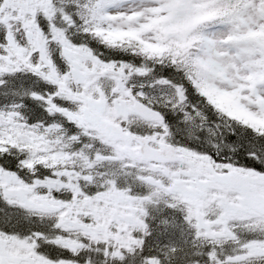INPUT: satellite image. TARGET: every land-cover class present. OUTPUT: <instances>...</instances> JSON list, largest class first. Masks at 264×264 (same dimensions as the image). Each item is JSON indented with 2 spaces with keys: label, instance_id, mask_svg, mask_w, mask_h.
Returning a JSON list of instances; mask_svg holds the SVG:
<instances>
[{
  "label": "snow or ice",
  "instance_id": "snow-or-ice-1",
  "mask_svg": "<svg viewBox=\"0 0 264 264\" xmlns=\"http://www.w3.org/2000/svg\"><path fill=\"white\" fill-rule=\"evenodd\" d=\"M0 264H264V0H0Z\"/></svg>",
  "mask_w": 264,
  "mask_h": 264
}]
</instances>
